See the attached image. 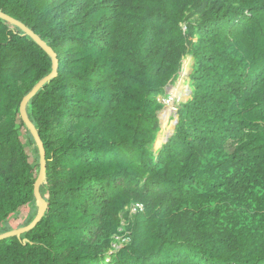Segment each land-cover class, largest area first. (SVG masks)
<instances>
[{
	"label": "trees",
	"instance_id": "obj_1",
	"mask_svg": "<svg viewBox=\"0 0 264 264\" xmlns=\"http://www.w3.org/2000/svg\"><path fill=\"white\" fill-rule=\"evenodd\" d=\"M37 140L0 264H264V0H0V236Z\"/></svg>",
	"mask_w": 264,
	"mask_h": 264
},
{
	"label": "rangeland",
	"instance_id": "obj_2",
	"mask_svg": "<svg viewBox=\"0 0 264 264\" xmlns=\"http://www.w3.org/2000/svg\"><path fill=\"white\" fill-rule=\"evenodd\" d=\"M193 60L191 56H187L182 62V69L180 76L177 81L172 85L166 88V91L163 96L157 98V101L163 106L162 111L159 114L160 127L159 132L156 135V139L152 146V152L154 155H157L160 151L163 144L166 142L167 138L170 137L176 125L177 117L176 113L179 109V105L187 101L190 90L191 82L189 80V74L191 72V66ZM169 88V89H168ZM172 111H169V110ZM163 114V115H162ZM27 152L33 157L34 153L32 148L29 147ZM127 206L124 211L120 214V225L117 229V233L112 236L111 247L112 251L118 250L120 247L127 245L130 242V223L133 220L134 216L128 214L127 219L123 218L124 213H128ZM21 210L17 216L10 220L9 225L11 226L9 231H15L17 228L23 227L22 224L27 222V215L29 211Z\"/></svg>",
	"mask_w": 264,
	"mask_h": 264
},
{
	"label": "water",
	"instance_id": "obj_3",
	"mask_svg": "<svg viewBox=\"0 0 264 264\" xmlns=\"http://www.w3.org/2000/svg\"><path fill=\"white\" fill-rule=\"evenodd\" d=\"M45 49H46V51L52 56V58H53V60H54L53 72H52L51 76L49 77V78H52V77L55 76V74H56L57 64H56L55 56H54V54L51 52V50L48 49V48H46V47H45ZM49 78H47V79H49ZM45 80H46V79H45ZM43 82H44V81H42L41 83H39V84L36 86V88L32 91V93H31L29 96H27V97L23 100V102H22V106H21V115H22V116H24V107H25V104H26L27 101H28V100H29V99H30V98L36 93V91L40 88V86L42 85ZM168 89H169V88H168ZM25 121H26V119H25ZM35 137H36V136H35ZM37 143H38V146H39V148H40V162H41L42 175H41V177L37 180V182H36V184H35V196H36L37 201L41 204V207H42L41 212L39 213V215H38V217L36 218V220H35V221H34L29 227L24 228V229H20V230H18V231L13 232V233H7V234H4V235H1V236H0V239L5 238V237H7V236L19 235L22 231L30 230V229L35 225V223L40 219V217H41V215H42V212H43L44 209H45V205H44V203L41 201V199H40V197H39V194H38V187H39V184H40V182H41V180H42V177H43V170H44V155H43V152H42L41 144H40V142H39L38 140H37Z\"/></svg>",
	"mask_w": 264,
	"mask_h": 264
},
{
	"label": "built area",
	"instance_id": "obj_4",
	"mask_svg": "<svg viewBox=\"0 0 264 264\" xmlns=\"http://www.w3.org/2000/svg\"><path fill=\"white\" fill-rule=\"evenodd\" d=\"M143 207L140 204H130L128 208V214L132 217L135 216L138 212L142 211Z\"/></svg>",
	"mask_w": 264,
	"mask_h": 264
}]
</instances>
